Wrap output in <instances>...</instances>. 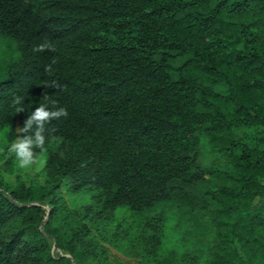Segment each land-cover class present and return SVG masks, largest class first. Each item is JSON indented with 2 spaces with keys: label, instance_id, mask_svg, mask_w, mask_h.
<instances>
[{
  "label": "trees",
  "instance_id": "obj_1",
  "mask_svg": "<svg viewBox=\"0 0 264 264\" xmlns=\"http://www.w3.org/2000/svg\"><path fill=\"white\" fill-rule=\"evenodd\" d=\"M0 35L21 53L0 84L8 145L40 103L68 111L46 126L44 184L0 177V264H54L50 239L76 264H109L107 246L134 264H264V0H0ZM63 189L94 204L54 226Z\"/></svg>",
  "mask_w": 264,
  "mask_h": 264
},
{
  "label": "rangeland",
  "instance_id": "obj_2",
  "mask_svg": "<svg viewBox=\"0 0 264 264\" xmlns=\"http://www.w3.org/2000/svg\"><path fill=\"white\" fill-rule=\"evenodd\" d=\"M21 57V53L19 51V47L17 42L9 37H4L0 35V84L7 80L9 76L10 67L19 61ZM7 128H0V177L6 181L17 183L18 178L24 180L27 184H29V180H34L39 184L45 183V178L40 176L42 170L45 167L47 154L43 153L38 156L36 162L28 168H20L18 166V161L14 154L9 153L7 150L8 141L6 137ZM60 146V142H55L51 147V151H57ZM203 162L209 166L212 165H220L222 166L225 162L220 157L215 154L205 152L203 154ZM212 181V182H209ZM208 182L198 186L195 193L197 195H202L205 191L209 190V188L213 185V180H209ZM60 200L57 204H53L51 199L53 195H51V199L49 202V206L45 205L44 210L46 212L45 221L48 219L50 209L59 208L57 212H54L57 216V222H55L54 226L62 223L63 219L68 217L69 215L75 214H84L85 208L94 204V196L95 192H79L72 193L67 191V189H63L60 193H58ZM39 205V204H38ZM159 211V209L157 210ZM164 215L168 219L167 223V240L168 247H173L175 245V234L172 231V226L180 221L179 212L176 209L164 208ZM116 217L121 220L123 218L131 220V212L126 207H120L115 212ZM89 219V218H88ZM86 219V220H88ZM45 222L40 225V229L45 233ZM185 228V226H183ZM51 246V254L56 259V263L54 264H76L72 259L71 255L63 249L57 247L56 243L50 239ZM107 250L109 252V264H134L135 260L128 259L119 251L113 249L110 246H107Z\"/></svg>",
  "mask_w": 264,
  "mask_h": 264
},
{
  "label": "clouds",
  "instance_id": "obj_3",
  "mask_svg": "<svg viewBox=\"0 0 264 264\" xmlns=\"http://www.w3.org/2000/svg\"><path fill=\"white\" fill-rule=\"evenodd\" d=\"M52 45L50 43H42L34 47L33 51L43 53L46 50H51ZM56 60L53 59L54 65ZM52 65L45 66V72H52ZM50 88L56 89L59 84L56 81H52L49 85ZM45 100H48V95L44 96ZM23 97L16 96L12 101V106L17 114L25 112ZM68 111L65 107L57 106L55 101L48 100V103H40L38 107H35L31 111V115H28L24 121V126L17 128L15 140L7 146L8 152L15 155L18 166L20 168H28L33 165L38 159L37 149L40 153L45 150V144L47 141L46 126L51 121L59 120L60 118H66Z\"/></svg>",
  "mask_w": 264,
  "mask_h": 264
},
{
  "label": "water",
  "instance_id": "obj_4",
  "mask_svg": "<svg viewBox=\"0 0 264 264\" xmlns=\"http://www.w3.org/2000/svg\"><path fill=\"white\" fill-rule=\"evenodd\" d=\"M30 206H33V205H30Z\"/></svg>",
  "mask_w": 264,
  "mask_h": 264
}]
</instances>
